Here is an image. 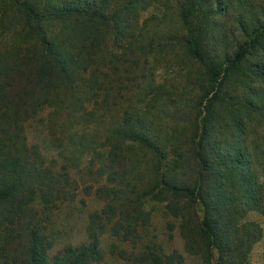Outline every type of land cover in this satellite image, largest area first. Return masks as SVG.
I'll return each instance as SVG.
<instances>
[{
    "label": "trees",
    "instance_id": "16d2710c",
    "mask_svg": "<svg viewBox=\"0 0 264 264\" xmlns=\"http://www.w3.org/2000/svg\"><path fill=\"white\" fill-rule=\"evenodd\" d=\"M117 1L0 0V264L98 262L103 258L99 237L105 221L117 216L119 206L127 210L128 202H143L158 194L169 201L181 200L201 208V219L196 218L198 230L206 254L214 264H242L250 246L260 237L257 224L242 223L241 219L249 211L264 213V159L252 162L250 150L240 137L244 125L236 112L227 122L232 139L222 145L213 125L214 112L218 105L222 110L230 107V102H223L228 93L222 86L239 70L264 79V63L244 65L251 48L264 44V23L250 22L253 26L249 30L244 19L240 20L248 40L239 44L232 55L215 59L209 43L213 15L205 9L204 0H177L185 29L181 41L204 67L212 83L211 90L204 88V94L195 103L199 115L194 118L192 134L183 143L184 148L178 142L171 143L144 114L124 112L110 130L111 145L96 172L105 178V185L97 189L104 197L103 207L90 213L84 241L65 243L50 252L53 243L44 231V221L69 183V175L65 165L61 166V172L54 171L38 145L28 142L26 124L60 95L66 103L83 93L85 73L94 80L98 67L93 66L94 57L89 51L90 27L111 23L112 30H118L122 18L129 20L141 3L124 0L123 10L109 13L110 4ZM110 84L111 81L103 79L99 87L107 89ZM243 102L244 106L259 109L257 102ZM259 102L263 104L262 100ZM83 141L76 142L77 151L85 150ZM126 142L142 145L156 159L152 177L135 200H128L131 193L115 186L126 185L128 181L121 175L119 163V150ZM172 154L175 156L171 157ZM255 164L260 166L261 173L258 167L254 168ZM168 208L173 215L179 214L170 202ZM111 229L117 233L123 230V238L130 242L140 239L131 221L116 219ZM121 253L126 264H183L184 260L177 250L169 254L156 250L137 255L125 250Z\"/></svg>",
    "mask_w": 264,
    "mask_h": 264
},
{
    "label": "rangeland",
    "instance_id": "374dc122",
    "mask_svg": "<svg viewBox=\"0 0 264 264\" xmlns=\"http://www.w3.org/2000/svg\"><path fill=\"white\" fill-rule=\"evenodd\" d=\"M124 2L118 0L110 4L108 12L123 10ZM204 7L213 15L209 43L215 59L232 55L239 44L248 40L240 20L244 19L249 30L253 26L250 22L264 23V0H204ZM132 13L129 20L122 18L118 30H112L111 23L90 27L89 51L94 57L93 66L98 67L94 80L85 73L83 93L66 103L60 95L59 101L57 98L47 104L26 124L28 142L38 145L45 162L54 171L61 172V166L65 165L69 175V183L63 187L55 201L56 206L44 221V231L53 243L51 253L65 243L84 241L90 213L103 207L105 200L97 189L105 185V178L96 172L108 154L110 130L124 112L144 114L171 143L178 142L179 147L184 148L183 143L192 134L194 118L199 115L195 103L204 94V88H212L204 67L181 41L185 29L177 0H141L137 12ZM253 62L264 63V44L251 48L246 54L244 65ZM103 79L111 81L110 88L99 87ZM222 87L228 93L223 102L231 104L225 110L218 105L214 112L213 125L221 144L227 145V139H232L231 126L227 122L236 112L244 125L240 137L250 150L252 162L257 158L263 160L264 79L239 70L234 78L225 80ZM211 95L213 92L208 96ZM244 100L257 102L259 109L244 106ZM261 100L263 104H260ZM83 139L85 150L77 151L76 142ZM119 157L121 175L128 181L126 185L115 186L131 193L128 200H135L152 177L156 159L148 149L132 142L121 145ZM257 167L261 173L260 166L255 164L254 168ZM169 202L178 215H173L168 208ZM127 206V210L119 206L117 216L105 221L99 237L103 258L92 264H126L123 250L134 255L153 250L169 254L177 250L184 258L183 264H214L207 256L199 234L198 221L202 211L198 205L169 201L165 195L158 194L143 202H128ZM41 216L45 217L44 214ZM116 219L135 224L140 239L130 242L123 238V230L113 231L111 225ZM241 222L257 224L260 233L242 264H264V213L249 211Z\"/></svg>",
    "mask_w": 264,
    "mask_h": 264
}]
</instances>
